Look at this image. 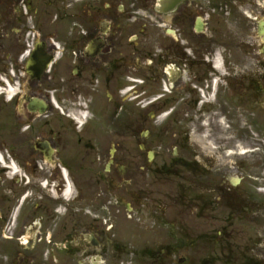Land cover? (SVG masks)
I'll return each mask as SVG.
<instances>
[{
    "label": "flooded vegetation",
    "instance_id": "flooded-vegetation-1",
    "mask_svg": "<svg viewBox=\"0 0 264 264\" xmlns=\"http://www.w3.org/2000/svg\"><path fill=\"white\" fill-rule=\"evenodd\" d=\"M261 131L264 0H0V264H224L264 194L199 140Z\"/></svg>",
    "mask_w": 264,
    "mask_h": 264
},
{
    "label": "rangeland",
    "instance_id": "rangeland-1",
    "mask_svg": "<svg viewBox=\"0 0 264 264\" xmlns=\"http://www.w3.org/2000/svg\"><path fill=\"white\" fill-rule=\"evenodd\" d=\"M259 70L261 71L262 69ZM216 116L217 114H214V118ZM212 118L213 117H210L211 120ZM219 126L222 128L227 127L225 126L224 122L223 124L219 123ZM256 137L261 138L263 140L262 144L259 145L256 149L251 148L249 146V143L247 145L240 142L237 145L232 143L222 144L224 140L230 141V139L232 138V136H229L228 133L225 139L224 136L220 137V134L213 135V144L206 142L205 140L207 137L205 138L203 136L200 137L199 141L204 146V149L206 151H209L207 155L209 157H214L215 162H217L215 164L214 172H217V168H219V172H221V175L226 173L229 175V177L234 179L236 177H244L245 183L243 186H245L246 188L248 187V189L250 190L254 189L256 191L263 192L264 194V131H261L258 135H256ZM220 142L221 144L219 145ZM225 148L228 150H226ZM229 150L234 151L231 154ZM242 150H246V153H239ZM161 177L163 179L162 182L164 183V175L162 174L161 176H156L157 183L161 181ZM168 178H173L174 183L181 181L179 177H176L174 175H168L167 179ZM238 190L240 189H237V191ZM177 199L178 197H176V200ZM177 201L178 202H175L174 205L176 208L174 217L176 220L177 228L179 229V231L177 232L178 244L180 249L178 255H187L189 257V249L187 246L189 238L187 236V228L185 226L186 219L189 218H187L186 216H189L190 211L189 208L185 206V204H183L182 199ZM223 212L224 214L227 213V211ZM132 213L134 218H130L129 220H127L126 218L128 217V215L130 216L131 214H126L124 211H122L121 215L124 217V219H126L122 221L124 225L128 223L130 224L131 221L140 224V219L137 218V214H135V212ZM232 222L235 224L233 225V227L230 228L231 230L228 232L221 233L224 264H264V231H260L259 235L257 236V243H252L256 235L254 229H252V226L248 225L249 222L247 221L241 223V225H239V223L237 224L236 219L232 220ZM214 252L216 257H219L220 247L218 246V250L213 251V253ZM175 258H177V254H175L174 259Z\"/></svg>",
    "mask_w": 264,
    "mask_h": 264
},
{
    "label": "water",
    "instance_id": "water-1",
    "mask_svg": "<svg viewBox=\"0 0 264 264\" xmlns=\"http://www.w3.org/2000/svg\"><path fill=\"white\" fill-rule=\"evenodd\" d=\"M180 0H174V2L176 3V2H179Z\"/></svg>",
    "mask_w": 264,
    "mask_h": 264
},
{
    "label": "bare ground",
    "instance_id": "bare-ground-1",
    "mask_svg": "<svg viewBox=\"0 0 264 264\" xmlns=\"http://www.w3.org/2000/svg\"><path fill=\"white\" fill-rule=\"evenodd\" d=\"M242 153H243V151H242Z\"/></svg>",
    "mask_w": 264,
    "mask_h": 264
}]
</instances>
